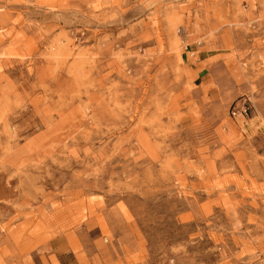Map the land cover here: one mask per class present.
Segmentation results:
<instances>
[{"label":"rangeland","instance_id":"374dc122","mask_svg":"<svg viewBox=\"0 0 264 264\" xmlns=\"http://www.w3.org/2000/svg\"><path fill=\"white\" fill-rule=\"evenodd\" d=\"M0 264H264V0H0Z\"/></svg>","mask_w":264,"mask_h":264},{"label":"built area","instance_id":"2783aa9c","mask_svg":"<svg viewBox=\"0 0 264 264\" xmlns=\"http://www.w3.org/2000/svg\"><path fill=\"white\" fill-rule=\"evenodd\" d=\"M244 112V111H243ZM245 113V112H244Z\"/></svg>","mask_w":264,"mask_h":264}]
</instances>
